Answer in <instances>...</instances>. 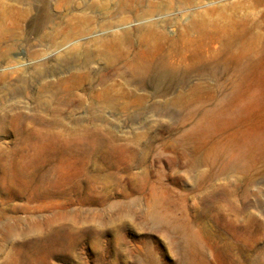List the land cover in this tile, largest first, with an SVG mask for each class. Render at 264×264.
Instances as JSON below:
<instances>
[{
    "label": "rangeland",
    "instance_id": "rangeland-1",
    "mask_svg": "<svg viewBox=\"0 0 264 264\" xmlns=\"http://www.w3.org/2000/svg\"><path fill=\"white\" fill-rule=\"evenodd\" d=\"M48 1L42 24L41 0H0V264H264V0H127L104 35L118 0ZM83 13L76 44L41 41ZM150 16L172 85L64 68Z\"/></svg>",
    "mask_w": 264,
    "mask_h": 264
},
{
    "label": "bare ground",
    "instance_id": "bare-ground-1",
    "mask_svg": "<svg viewBox=\"0 0 264 264\" xmlns=\"http://www.w3.org/2000/svg\"><path fill=\"white\" fill-rule=\"evenodd\" d=\"M76 1H80L81 5L85 7L84 10L91 11V0H65L64 5L66 9L72 8L76 4ZM126 2L127 0H118L113 13L105 14V17L102 19L106 21L103 25L106 28L102 31L103 34L101 35L106 34L108 31H119L122 29V23H124L126 19L120 17V15L132 6V4ZM41 3L43 15H41L40 20L42 24H46L50 21V16L46 13L49 1L41 0ZM107 16L110 18L106 19ZM151 16L143 19V22L149 23V25L144 28V33L136 39L131 38L129 32L121 33L119 36L114 35L109 39L104 38V40L100 42L101 45L95 49L89 47L83 53H73L72 57L64 61V68H71L75 65L85 67L91 58L97 57L102 59L108 68L102 78L100 77V80L106 79L114 74L122 79L127 77L126 79L128 82L135 83L138 87L172 85L177 81V71L175 66L166 59V55L161 53L168 38L163 32L154 29L155 25L167 29L169 27V22L163 17L153 19ZM91 20H93L91 15L86 13L74 15L70 22L59 25V28L52 30L49 34H44L41 37V41L45 42L49 48L54 49V51L65 48L71 44H76L77 41L85 37V33L90 32L91 28L89 24H91ZM57 35H61V44L55 41V36ZM155 40L160 41V45L156 49L152 46ZM5 55L6 52H0V59L4 60L6 57ZM8 68L12 69V67ZM183 75L187 76L188 73L185 71ZM200 75L201 74L198 75V79L201 78ZM108 96L106 101L112 103L113 101H117L120 95L117 93V95L109 94ZM140 100V96H134V98L128 102L138 104ZM244 164H246V160L243 161V165Z\"/></svg>",
    "mask_w": 264,
    "mask_h": 264
}]
</instances>
